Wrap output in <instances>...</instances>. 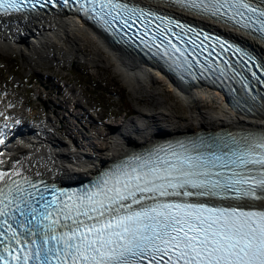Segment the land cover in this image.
<instances>
[{
  "label": "snow or ice",
  "instance_id": "obj_1",
  "mask_svg": "<svg viewBox=\"0 0 264 264\" xmlns=\"http://www.w3.org/2000/svg\"><path fill=\"white\" fill-rule=\"evenodd\" d=\"M173 2L264 36V0ZM61 3L69 0H0V14ZM76 3L109 28L139 23L145 46L185 55L169 36L184 41L170 19L123 0ZM153 19L161 23L143 40ZM188 43L199 47L195 39ZM225 44L219 47L228 51ZM48 193L29 177L0 172V264H264V207L253 206L264 205V133L156 146L99 174L83 191L51 186Z\"/></svg>",
  "mask_w": 264,
  "mask_h": 264
},
{
  "label": "bare ground",
  "instance_id": "obj_2",
  "mask_svg": "<svg viewBox=\"0 0 264 264\" xmlns=\"http://www.w3.org/2000/svg\"><path fill=\"white\" fill-rule=\"evenodd\" d=\"M194 18L202 24L244 41L264 64V43L237 30L223 28L200 17ZM98 39L102 44H98ZM87 46L91 47L93 55L86 54L89 56L86 59L93 64L99 62L113 66L114 71L122 76V80L132 91L144 86L146 81L159 82L165 78L160 73L158 77L152 74L153 69L139 61L137 56L109 46L105 38L93 27L78 23L71 15H0V49L4 52H19L23 57L41 61H48L50 58L60 62L75 61L76 54L84 55ZM168 86L173 89L170 84ZM205 98L215 100L220 99V95L206 88H192L185 92L184 100L191 103L203 101ZM4 101L7 99L0 98V112L10 105V102L6 104ZM80 102L81 100L77 99L71 103L72 107H81ZM158 103L159 111L138 113L129 120L125 130L118 132L111 145L105 147L90 141L89 138L83 139L85 144L80 147L75 142L74 129L68 131L69 140H66L62 133L58 134L61 129L66 128L65 121L62 124L61 120L62 126L54 129V132L47 128L45 120H40L37 126H28L29 129L26 128L6 148L4 155L1 151L5 148H0L2 162L10 174L19 172L22 175L67 181L92 174L93 168L99 164L122 157L131 149L147 146L161 138L220 128L264 133V102L254 109V113L244 114L230 110L221 98L218 107L207 104V107L191 112L182 121L172 105L167 106L165 99L161 98ZM88 104L89 102L85 106ZM28 110L31 113L30 109ZM24 112L25 109H22L23 115ZM84 113H88V110ZM90 117L94 122L97 121L95 116ZM64 119L66 120V117ZM168 119L170 122L167 125L156 123L158 120ZM79 124L83 129H87L85 124ZM73 126L70 124L71 128ZM117 127L118 125L106 123L103 126L105 135L108 136L110 130L113 131ZM75 129L77 133L82 132L81 127ZM101 137L102 133L99 132L97 138Z\"/></svg>",
  "mask_w": 264,
  "mask_h": 264
},
{
  "label": "rangeland",
  "instance_id": "obj_3",
  "mask_svg": "<svg viewBox=\"0 0 264 264\" xmlns=\"http://www.w3.org/2000/svg\"><path fill=\"white\" fill-rule=\"evenodd\" d=\"M84 53L85 56L77 53L75 61L60 62L52 58L48 61L29 59L19 52H4L0 49V90L11 92L10 97L18 102L21 109H25V116H36L39 120L50 119L56 128L62 126L61 120L62 124L65 121L66 128L57 133H62L69 140L68 131L74 129L75 142L80 147L85 144L83 139L86 138L104 147L111 145L112 137L117 134L112 135L110 130L106 136V131L103 130L106 123L121 126L120 122L128 110L136 115L140 112L159 111L158 102L161 98L165 99L167 106L172 105L181 121L191 112L207 107V104L218 107L220 103L217 99L212 102L206 98L203 101L186 102L173 92L164 79L161 82L146 81L144 86L132 91L124 83L122 76L114 71L113 66L99 62L93 64L86 59L89 57L86 54L93 55L91 47L87 46ZM77 99L81 100L82 106L72 107L71 103ZM87 102L89 104L85 106ZM84 110H88V113H84ZM90 115L95 116L97 121L94 122ZM79 122L85 124L87 129H83ZM169 122V119L156 121L158 125H167ZM35 123L37 122H30L31 125ZM70 124L74 126L71 128ZM78 127H81V133L76 132L75 128ZM125 127L126 123L124 129ZM120 130L123 128L117 131ZM99 132L102 133L100 139L97 138Z\"/></svg>",
  "mask_w": 264,
  "mask_h": 264
}]
</instances>
